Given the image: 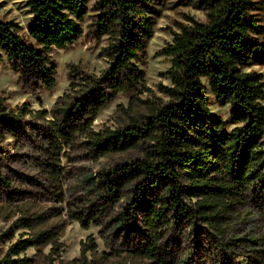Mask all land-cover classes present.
Segmentation results:
<instances>
[{
	"label": "trees",
	"instance_id": "16d2710c",
	"mask_svg": "<svg viewBox=\"0 0 264 264\" xmlns=\"http://www.w3.org/2000/svg\"><path fill=\"white\" fill-rule=\"evenodd\" d=\"M152 1L100 0L98 25L110 36L111 66L106 78L111 92L107 96L97 90L99 85H88L84 96L60 106L71 128L78 126L74 137L77 132L85 135L93 154L130 155L87 175L85 184L94 191L100 187L104 194L99 197L114 203L128 194L123 211L109 224L115 225L123 240L134 239L136 231L145 236L138 254L152 264H169L159 255V232L178 231L183 224L189 227V246L195 249L206 242L215 247L220 252L218 264H244L234 257L237 242L258 247L245 264H264L262 240L233 236L227 240L229 225L241 206L248 200L264 206V82L261 74L244 71L261 46L262 26L252 13L253 0H187L207 11L208 21L191 18V25L181 24L173 42L161 51L172 60V87L164 88L169 101H144L146 112L124 127L90 130L94 119L88 114L95 116L107 100L142 84L137 63L153 27L149 19L153 11L148 7ZM259 1L264 11V0ZM88 2L29 0L33 21L28 34L41 48L29 44L15 23L0 20V61L5 55L24 78L39 77L52 89L56 68L43 51L64 48L82 36ZM205 82L221 106H231L235 124L231 130L221 115L210 111ZM28 113L25 106L15 112L0 102V133L15 136L17 123ZM59 136L44 148L51 159L45 162L49 164L45 173L52 181L58 178L56 160H60L62 139L69 145L74 139L64 131ZM9 183L0 171V188ZM143 206L146 213L141 217ZM109 209L103 207L102 212ZM40 237L12 245L0 264H27L29 259L19 254L37 246Z\"/></svg>",
	"mask_w": 264,
	"mask_h": 264
},
{
	"label": "rangeland",
	"instance_id": "374dc122",
	"mask_svg": "<svg viewBox=\"0 0 264 264\" xmlns=\"http://www.w3.org/2000/svg\"><path fill=\"white\" fill-rule=\"evenodd\" d=\"M28 1L0 0V20L15 23L29 44L41 48L28 34L33 21ZM253 1L252 13L263 27L259 35L261 46L244 71L261 74L264 82V11L260 9L259 0ZM99 6L100 0H89L87 15L81 22L83 34L75 42L64 48L52 47L43 51L56 68V84L52 89L39 77L24 78L5 55L0 61V102L8 110L17 112L25 106L31 111L17 123L15 136L0 133V171L10 182L0 188V261L12 245L35 240L41 235L37 246H30L19 254L20 258L29 259L27 264H152L138 254L139 247L147 241L145 236L136 231L132 233L134 239L123 240L114 229L115 225L109 224L123 211L129 200L128 194L116 203L103 200L99 196L104 191L100 187L91 190L84 181L87 175H96L130 155L101 157L93 154L87 144L88 138L79 132L74 137L78 126L71 128L60 112V106L84 96L88 85H99L97 90L107 96L111 92L106 78L111 66L108 56L110 36L103 34L98 25ZM148 7L153 11L149 19L154 22L150 36L143 41V52L137 63L144 77L142 84L107 100L95 116L88 114L90 120L94 119L92 131L126 126L133 117L146 112V100L169 101L164 88L172 87L169 74L172 60L161 51L173 42L174 32L180 31L181 24L191 25V18L201 23L208 21L207 11L187 0H153ZM205 86L210 111L221 115L231 130L235 126L231 106H221L208 82ZM37 111L44 115L35 114ZM87 119L85 117L81 122ZM50 121L56 125H51ZM61 131L74 139L69 145L61 138L60 160H56L58 178L52 181L45 173L49 169L45 162L51 159L44 148L54 143ZM147 201L156 204L154 199ZM144 206L140 210L141 217L146 213ZM103 207L110 209L103 213ZM76 216L82 217L83 221ZM188 230V225L183 224L178 231L159 232L162 236L158 244L161 258L169 264H218L220 252L215 247L206 242L195 249L189 246ZM142 231H145L144 227ZM232 236L255 237L264 242V206L261 203L248 200L236 211L227 240ZM237 243L234 257L245 264L248 256H255L254 249L258 247Z\"/></svg>",
	"mask_w": 264,
	"mask_h": 264
}]
</instances>
